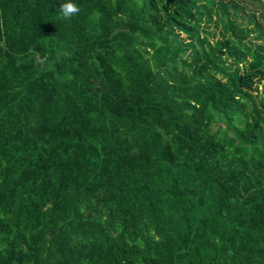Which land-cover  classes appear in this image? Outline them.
<instances>
[{
  "label": "trees",
  "instance_id": "obj_1",
  "mask_svg": "<svg viewBox=\"0 0 264 264\" xmlns=\"http://www.w3.org/2000/svg\"><path fill=\"white\" fill-rule=\"evenodd\" d=\"M60 2L0 0V264H264V0Z\"/></svg>",
  "mask_w": 264,
  "mask_h": 264
},
{
  "label": "rangeland",
  "instance_id": "obj_2",
  "mask_svg": "<svg viewBox=\"0 0 264 264\" xmlns=\"http://www.w3.org/2000/svg\"><path fill=\"white\" fill-rule=\"evenodd\" d=\"M222 1H224V3L226 4V5H230V11H231V15H232V13H234V12H232L233 11V8L231 7V2L230 1H232V0H222ZM233 2H239V0H233ZM257 14H259V13H257ZM223 16H222V14L220 13L219 15H217L216 17H215V19H220V18H222ZM258 19L262 22V23H264V21H263V18H262V13H261V15H259L258 16ZM215 23H217V25L215 24ZM215 23H213V24H211L210 26H209V28L207 29L208 30V32H209V39L210 40H216V39H218V38H220L221 37V30H222V23L221 22H215ZM254 34V37H252V38H255V36H257V33L256 32H254L253 33ZM259 41H261L260 39H258ZM214 128L215 129H217L218 127H216V126H214Z\"/></svg>",
  "mask_w": 264,
  "mask_h": 264
},
{
  "label": "clouds",
  "instance_id": "obj_3",
  "mask_svg": "<svg viewBox=\"0 0 264 264\" xmlns=\"http://www.w3.org/2000/svg\"><path fill=\"white\" fill-rule=\"evenodd\" d=\"M57 10L63 20H70L80 13V7L73 0H61Z\"/></svg>",
  "mask_w": 264,
  "mask_h": 264
}]
</instances>
